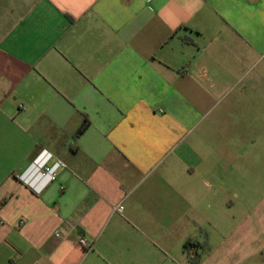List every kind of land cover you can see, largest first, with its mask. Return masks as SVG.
Returning <instances> with one entry per match:
<instances>
[{
	"label": "crops",
	"instance_id": "0c3cea01",
	"mask_svg": "<svg viewBox=\"0 0 264 264\" xmlns=\"http://www.w3.org/2000/svg\"><path fill=\"white\" fill-rule=\"evenodd\" d=\"M0 264H264V0H0Z\"/></svg>",
	"mask_w": 264,
	"mask_h": 264
},
{
	"label": "built area",
	"instance_id": "2783aa9c",
	"mask_svg": "<svg viewBox=\"0 0 264 264\" xmlns=\"http://www.w3.org/2000/svg\"><path fill=\"white\" fill-rule=\"evenodd\" d=\"M51 159L52 155L44 151L27 170L18 175V179L33 192L40 193L44 187L55 180L59 170L65 166L61 161L51 162ZM123 209L122 205H118L114 211L121 214ZM56 236H58V233H56ZM79 244L87 250L92 249V245L83 236L79 239Z\"/></svg>",
	"mask_w": 264,
	"mask_h": 264
},
{
	"label": "trees",
	"instance_id": "16d2710c",
	"mask_svg": "<svg viewBox=\"0 0 264 264\" xmlns=\"http://www.w3.org/2000/svg\"><path fill=\"white\" fill-rule=\"evenodd\" d=\"M87 125H88V122H87V120H85L83 122L82 126L80 127V132L83 131L87 127Z\"/></svg>",
	"mask_w": 264,
	"mask_h": 264
}]
</instances>
